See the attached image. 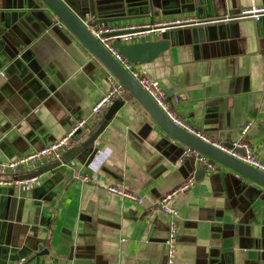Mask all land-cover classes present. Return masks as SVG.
<instances>
[{
  "label": "crops",
  "instance_id": "obj_1",
  "mask_svg": "<svg viewBox=\"0 0 264 264\" xmlns=\"http://www.w3.org/2000/svg\"><path fill=\"white\" fill-rule=\"evenodd\" d=\"M151 2L129 0L124 11L156 16L109 24L194 20L137 40L169 39L170 48L134 68L178 96V116L206 137L246 139L264 160V16L227 19L264 0ZM110 89L106 69L39 0H0V163L62 137L77 119H88L86 136L104 121L92 160L79 152L75 167L42 174L30 190L0 187V264H167L170 217L159 200L190 177L195 185L170 202L178 210L176 264H264V188L230 169L197 179L198 161L182 158L185 145L135 97L111 120L95 118L93 105ZM83 173L98 183L82 182ZM112 184L142 202L104 189Z\"/></svg>",
  "mask_w": 264,
  "mask_h": 264
},
{
  "label": "built area",
  "instance_id": "obj_2",
  "mask_svg": "<svg viewBox=\"0 0 264 264\" xmlns=\"http://www.w3.org/2000/svg\"><path fill=\"white\" fill-rule=\"evenodd\" d=\"M45 8L52 13L55 22L62 28L69 31L66 24L55 15L46 5ZM264 16V3L260 5H251L241 9L238 15L234 18H252L259 21ZM194 19H175L170 21H164L162 23H144V24H130L127 26H117L112 24H99L91 25L90 22L84 21L90 31L101 39V42L106 46V48L128 69L131 71L133 76L138 80L141 86L153 97V99L163 108V110L168 114V116L179 126L185 128L187 131L213 143L218 148L230 153L231 155L257 167L259 170L264 172V160L259 158L249 141L246 139H239L233 142V148H230L224 144L222 141H213L206 137L203 133L197 130L190 123L185 121L183 118L178 116L173 108V105L180 101L178 96L170 98L167 91L162 86L161 82L147 74L134 68V63L128 61L113 44L114 39H119L123 43H131L137 40L146 38L150 32L158 31L160 27L177 25L188 23ZM121 29H128L129 32L118 34L115 36H103L105 33L115 32ZM94 57V56H93ZM96 59V58H95ZM98 61V60H97ZM100 63V62H99ZM101 64V63H100ZM102 65V64H101ZM103 66V65H102ZM105 68V66H103ZM106 69V68H105ZM108 78L111 83V89L108 93L103 95L92 107V116L101 119L107 109L113 104L116 99L128 97L133 98L134 96L128 91L124 84L113 75L108 69ZM254 121L249 120L242 125L241 134L246 137L249 133ZM88 128V119H77L71 128L62 137L51 141L47 145L39 149H34L25 154L16 156L9 161L0 163V187L2 186H12L22 191L30 190L36 186L42 184V175H34L27 178L21 179L19 177L20 173L30 168H37L39 166L45 165L52 161H56L62 158V156L72 147L78 145L83 138L86 136V130ZM239 149H243L241 152ZM194 157L203 167L209 171H220L229 170L228 167L222 163L216 161L210 156L202 153L201 151L185 145L183 151V157ZM69 165L75 167L76 162L70 161ZM82 182H97L96 174L83 173L77 176ZM196 183L194 177L188 178L186 181L179 184L172 191L165 193L159 200V206L163 209L170 217L168 235L165 240L167 247V264H176V254L178 247V210L175 206L171 205L170 202L183 191L189 190ZM104 189L110 193H116L121 195L126 199H130L136 202H142L141 197L129 189L119 186V185H105Z\"/></svg>",
  "mask_w": 264,
  "mask_h": 264
},
{
  "label": "water",
  "instance_id": "obj_3",
  "mask_svg": "<svg viewBox=\"0 0 264 264\" xmlns=\"http://www.w3.org/2000/svg\"><path fill=\"white\" fill-rule=\"evenodd\" d=\"M43 5H46L55 15H57L69 28L71 33L82 43L106 69L115 75L128 89V91L140 102L147 110L154 121L161 129L176 143H181L193 147L202 153L210 156L216 161L222 163L230 170L245 177L246 179L260 185L264 188V172L257 167L223 151L213 143L187 131L185 128L177 125L163 110V108L153 99V97L141 86L138 80L101 42L99 37H96L84 22L83 17L89 16L94 18L91 25L109 24L115 21H126L134 18L145 16L154 17L158 13L153 11L149 15L132 14L130 11H124L129 4V0H39ZM152 7L158 5L157 0H152ZM120 11L117 14L115 12ZM50 13V12H49ZM233 16H228L227 19H233ZM195 22V21H194ZM178 26V25H177ZM129 32L128 29H121L115 32L105 33L103 36H115ZM113 44L117 47L120 53L130 62L146 63L154 60L162 53H165L170 48L169 39L144 40L131 43H123L119 39H114ZM126 103L124 98L116 99L108 108L104 115V120L109 121L115 113ZM103 120L97 131L85 136L83 140L76 145L74 150L67 155H63L61 159L52 161L40 166L37 170L25 173L19 176L21 179L34 175H42L48 171L61 170L63 165H69V162L79 152H86L92 160L98 151L95 146V141L103 130ZM230 148H233V142H224ZM198 171L196 178H202L206 173V168L199 162L197 164Z\"/></svg>",
  "mask_w": 264,
  "mask_h": 264
},
{
  "label": "rangeland",
  "instance_id": "obj_4",
  "mask_svg": "<svg viewBox=\"0 0 264 264\" xmlns=\"http://www.w3.org/2000/svg\"><path fill=\"white\" fill-rule=\"evenodd\" d=\"M241 152H243V149H239Z\"/></svg>",
  "mask_w": 264,
  "mask_h": 264
}]
</instances>
